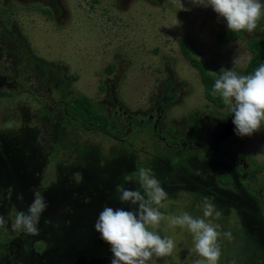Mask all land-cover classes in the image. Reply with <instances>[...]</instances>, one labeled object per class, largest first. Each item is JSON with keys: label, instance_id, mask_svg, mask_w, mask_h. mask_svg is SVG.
Instances as JSON below:
<instances>
[{"label": "rangeland", "instance_id": "rangeland-1", "mask_svg": "<svg viewBox=\"0 0 264 264\" xmlns=\"http://www.w3.org/2000/svg\"><path fill=\"white\" fill-rule=\"evenodd\" d=\"M59 5L54 16L20 9L7 25L8 33L4 31V35H0V42L6 45L0 58V74L19 84L12 93L0 97V135H20L22 144L29 150L39 146L43 155L46 152L49 158L54 155V161L59 158L57 162L63 166L71 160H80L79 149L88 152L90 159L92 154L99 155L100 163L118 158L117 152H133L139 164L146 168V152L158 155L164 150L162 140L157 137L160 133L144 131L139 124L127 125L124 108L119 116L110 119V112L116 108L109 99L102 98L101 86L113 82L116 97L127 112H132L151 106L150 97L153 99L158 94V80L172 77L177 95L162 118L163 128L166 126L164 133H171L173 128L168 122L173 117L188 118L192 123L195 120L190 111L200 110L209 115L215 109L205 97L199 70L182 55L180 42H191L195 58L208 70L230 69L243 75L242 70L250 58L247 39L260 36L264 24L262 16L261 26L253 32L240 31L242 37L220 43L216 34L228 30L226 20L211 7L199 6L192 0H59ZM5 17L2 16L3 20ZM13 52L18 55H12ZM111 63L114 68L106 72ZM44 71L49 74L45 75ZM16 91L22 94L16 97ZM105 91V96H109ZM63 93L64 112L67 108L68 113L76 116H64V148H60L54 142V135L61 129L55 124L63 120L60 116ZM79 95L88 99L96 113L107 116L105 129L97 127L102 120L93 124L85 121L88 119L85 113L78 114L80 110L75 109L74 103ZM53 113L58 115L51 116ZM81 115L82 118L78 117ZM231 150H240L256 166L262 164L264 122L260 131L252 136L234 139ZM36 157L42 161L40 155ZM253 171L251 177L256 176V179L251 181V187L264 199V169L256 175ZM160 211L165 217L178 216L185 211L202 217L203 200L178 190L168 195ZM223 219L221 215L214 221L221 226L222 233H230L222 235L218 241L221 252L218 264H235L224 262L222 257L232 258L240 248L235 240L238 222L232 216H227L226 221ZM158 229L162 236L174 240L175 248L170 256H154L149 264H195L196 260L203 259L195 252L193 236L186 228L170 227L165 219L153 230ZM5 253L4 249L2 261ZM263 263V259H253V264Z\"/></svg>", "mask_w": 264, "mask_h": 264}, {"label": "flooded vegetation", "instance_id": "flooded-vegetation-1", "mask_svg": "<svg viewBox=\"0 0 264 264\" xmlns=\"http://www.w3.org/2000/svg\"><path fill=\"white\" fill-rule=\"evenodd\" d=\"M58 8L60 9L59 0H0L2 27L0 35H4V31L8 33L7 25L17 16V13L19 14L20 9L37 11L42 16H54V12ZM3 15H6L4 20ZM260 31H262L261 36L264 35V24ZM0 45L1 58L2 50H5L6 45L2 41ZM12 55L16 56L18 53L13 52ZM205 67L207 71L218 78L219 69L208 70L206 65ZM43 73L46 75L49 74V71ZM10 80L9 76L0 74V97L7 96L8 93H12V90L19 88L18 82ZM175 85L172 77L161 78L157 83L158 94L153 99V96L150 97L151 106L147 105L143 109L132 112H127L125 106L116 97L113 82L108 86L102 85L103 88H100V91H102V98L109 99L111 106L116 108L112 113L110 112V119L119 116L120 111L124 108L127 125L136 126L139 124L141 125L140 129L144 131L152 130L160 133L157 137L162 140L164 150L158 155L146 152L145 165H148L146 168L151 169L152 174L161 182L168 195L181 190L199 200L208 197L217 210L223 212L222 215L225 218L223 220L226 221L227 216H232L238 222L235 240L239 244L245 245L246 248H254L251 250L250 256L239 255L235 264H243L244 260L247 264H253L255 258L264 260V199L259 191L251 187V181L256 179V176L251 177L256 163L240 150L234 152L231 150V144L238 137L235 131L232 137L221 142L207 138V134L218 121L229 119L231 113L229 108L225 105H214L215 109L211 110L209 115L200 112V110H192L190 114L195 120L192 123L188 118L173 117L168 122L173 131L165 134L166 126L163 128L162 118L176 99ZM61 86L64 87V85ZM1 88L6 89L1 91ZM105 89L109 92L108 98L105 96ZM21 94V91H16V97ZM60 102L63 103L62 114H60L63 120L61 119L55 124L56 128L61 129L55 132L56 141L54 142L60 148H64V131H62L64 116L76 115L68 113L67 108L64 112V93ZM57 115V113L51 114V116ZM115 120L117 121V118ZM117 123L115 126L119 129ZM182 133L187 135L185 136L187 140ZM13 134L0 135V156L6 161L8 159L6 155L13 158H24L22 160L24 162L23 169L19 170V173L24 177L21 189L14 190L13 187L6 185L4 191L0 192V215L6 221L4 228H0V264H110L112 258L110 246L100 238L94 225L99 213L106 205L131 210L132 206L119 201L117 186L139 188L138 183L125 180L126 176H131L139 167H145L139 164L137 155L133 152H117L118 158L115 156L113 159L100 163L99 155L92 154V159H90L88 152L83 153L77 149V157L80 160L76 162L71 160L69 164L63 166V163L57 162L59 158L56 162L54 161V155L50 158L47 152L46 155H43L39 146H33L32 150H29L22 144L21 136ZM172 135L178 141L173 140ZM57 150L55 151L57 152ZM35 155H40L42 161H39ZM56 191L58 193L54 197L52 193ZM59 192L61 193L59 194ZM37 194L45 198L49 207L54 204L50 203L51 199H55L58 207L56 209L51 207L49 209L53 210L50 212L51 214L48 210L42 213L37 235L14 231L11 228V223L15 215L19 211L26 212L28 205L32 203ZM19 195L23 196V200L18 199ZM91 217H94V225L91 227L94 234L88 237L87 241L90 238L91 243L99 245L100 249L87 258H73L75 250L71 246L76 241H79V245L86 243V240L85 237L84 239L80 237L77 232L70 234L68 230L75 231ZM4 249L6 253L5 258L2 257L4 260L2 261L1 256ZM258 249L261 252L257 256Z\"/></svg>", "mask_w": 264, "mask_h": 264}, {"label": "clouds", "instance_id": "clouds-1", "mask_svg": "<svg viewBox=\"0 0 264 264\" xmlns=\"http://www.w3.org/2000/svg\"><path fill=\"white\" fill-rule=\"evenodd\" d=\"M192 2L211 7L226 20L231 32L251 33L264 16V3L261 0ZM211 95H219L223 104L234 114V131L238 136H252L259 132L264 122V64L250 75H238L230 69L220 71ZM125 180L139 184V188L117 186L119 201L132 206L131 210L106 205L94 225L100 238L110 246V264H149L154 256H170L175 248L174 240L153 230L165 219L170 227L186 228L192 234L195 252L203 258L196 260L195 264H218L221 255L218 241L222 235L230 233H222L219 230L221 226L214 222L219 220L222 213L208 197L203 200L202 217H194L186 211L178 216L165 217L160 207L168 193L151 169L139 167L131 176H126ZM18 199L23 200V196L19 195ZM47 207L45 198L35 195L27 211H19L15 215L11 228L27 235H37L41 215ZM5 223L4 217L0 215V228H4Z\"/></svg>", "mask_w": 264, "mask_h": 264}, {"label": "trees", "instance_id": "trees-1", "mask_svg": "<svg viewBox=\"0 0 264 264\" xmlns=\"http://www.w3.org/2000/svg\"><path fill=\"white\" fill-rule=\"evenodd\" d=\"M261 24V19L257 22V27L258 28ZM242 37L241 32H231L229 30H222L219 31L216 34V39L218 42L220 43H225V42H229V41H234L237 38ZM180 49L182 52V55L193 65L195 66L199 72H200V78H201V82L204 86V94L205 97L208 101L212 102L214 105L216 106H224L222 99L220 98L219 95H217L216 97H213L211 95V90L212 87L214 85V81L216 79V76L213 75L212 73H210L209 71H206L207 69H205V66L202 65V61L200 62V60H198L197 58H195V54L196 51L194 49V46L191 42L187 41V40H183L180 42ZM247 49L250 52V58L246 64V66L243 68L242 70V74L243 75H250L253 74L254 71L261 65L264 64V35H260V36H254L251 37L249 39H247ZM114 68V64L111 63L108 65V67L106 68V72H110L112 71V69ZM101 88H103V86H101ZM75 109L80 110L78 112V114H82L85 113L84 115H86L85 117H87L88 119H84L85 121L88 122H92L93 124L97 123L98 120H102L97 127L99 129H105L106 127V123H107V119L105 116L98 114L94 111L93 108H91L90 106V102L88 101L87 98L83 97L82 95H79L78 98L75 99ZM81 116H78L80 118H82ZM264 169V161L262 162V164H258L255 168L253 173L256 174L257 171H260ZM244 244H246V242H244ZM254 249L252 247L250 248H246L245 245H243L242 243H240V248L237 250V253L235 254L234 257L232 258H224L222 257V259L224 260V262H235L236 258L239 255H245L247 256V254H252L251 250ZM258 255H260L261 250L258 249ZM243 264L246 263V260L242 261ZM247 264V263H246Z\"/></svg>", "mask_w": 264, "mask_h": 264}, {"label": "water", "instance_id": "water-1", "mask_svg": "<svg viewBox=\"0 0 264 264\" xmlns=\"http://www.w3.org/2000/svg\"><path fill=\"white\" fill-rule=\"evenodd\" d=\"M233 118L234 114L230 113L229 119L225 121H218L216 125L210 130V132L207 134L208 139H214L218 142L224 141L234 134V128L235 125L233 124ZM7 156V161L4 160L0 156V192H3L4 187L6 185H9L13 187L14 190L18 188H22L23 182H22V175L19 173V170L23 169V163L22 160L19 157H11ZM28 160V159H27ZM21 179V180H20ZM58 193V191L53 192V196L55 197V194ZM61 192H59L60 194ZM54 200V201H53ZM51 199L50 203H54L51 207L52 209L58 207V203H55V199ZM51 207H47L46 210H48L49 214L50 212H53V210H49ZM95 216V215H93ZM94 225V217H91L87 220L85 224H82L80 227H77L75 231L68 230V232L71 234L73 232H77V234L80 235V237H85L86 243L78 244L79 241H76L74 245L71 247L75 250V255H72L73 258L79 259V258H87L89 255L92 256L94 253H96L97 249H100L99 245L92 244L91 239L87 241V238L92 236L94 234L91 227ZM72 226V225H70ZM74 226H76L74 224ZM78 226V225H77ZM96 235V233H95ZM79 237V238H80Z\"/></svg>", "mask_w": 264, "mask_h": 264}]
</instances>
